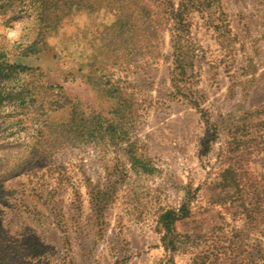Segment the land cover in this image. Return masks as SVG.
Instances as JSON below:
<instances>
[{"label":"rangeland","instance_id":"374dc122","mask_svg":"<svg viewBox=\"0 0 264 264\" xmlns=\"http://www.w3.org/2000/svg\"><path fill=\"white\" fill-rule=\"evenodd\" d=\"M0 264H264V0H0Z\"/></svg>","mask_w":264,"mask_h":264},{"label":"trees","instance_id":"16d2710c","mask_svg":"<svg viewBox=\"0 0 264 264\" xmlns=\"http://www.w3.org/2000/svg\"><path fill=\"white\" fill-rule=\"evenodd\" d=\"M166 216H174V213H168Z\"/></svg>","mask_w":264,"mask_h":264}]
</instances>
